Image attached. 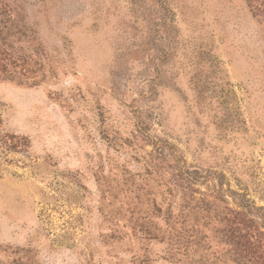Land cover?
Masks as SVG:
<instances>
[{
    "label": "rangeland",
    "instance_id": "obj_1",
    "mask_svg": "<svg viewBox=\"0 0 264 264\" xmlns=\"http://www.w3.org/2000/svg\"><path fill=\"white\" fill-rule=\"evenodd\" d=\"M0 264H264V0H0Z\"/></svg>",
    "mask_w": 264,
    "mask_h": 264
}]
</instances>
